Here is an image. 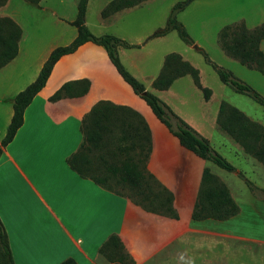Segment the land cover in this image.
Here are the masks:
<instances>
[{
    "label": "crops",
    "instance_id": "obj_1",
    "mask_svg": "<svg viewBox=\"0 0 264 264\" xmlns=\"http://www.w3.org/2000/svg\"><path fill=\"white\" fill-rule=\"evenodd\" d=\"M9 2L7 0L1 7H7ZM0 16L10 17L22 30L16 56L0 68L2 71L12 65L7 78L0 82L1 140L13 113V97L36 78L49 52L59 43L39 42L33 49V65H29L31 72L23 83L27 85L24 87L22 84L13 89L17 75L20 76L29 68L27 60L23 59L28 55V50L25 52L22 48L24 30L19 21L8 13H0ZM109 18L101 17L100 22ZM75 35L76 28L75 33H68L64 43L60 44H68ZM263 41L260 42V48L264 51ZM118 51L121 56L123 50L119 48ZM162 65L163 61L158 73ZM155 77L149 86L166 103L170 104V97H179L180 94L176 92L178 88H184L182 91L192 95L193 100L202 99L213 108L217 105L210 115L211 128L223 133L245 157L250 156L218 126L219 105L227 101L215 98L214 91L200 80L199 71L201 87L209 89L207 98L190 74L175 78L166 89L153 87ZM81 79L89 82L85 93L50 99L64 83ZM147 85L145 83L144 87L147 88ZM98 100L129 106L144 117L152 141L147 169L171 190L178 218L150 213L127 196L105 189L92 179L80 176L70 167L67 159L82 142V118ZM187 123L203 133L193 121ZM203 134L207 137L206 132ZM210 165L214 164L182 146L177 137L157 119L148 104L136 96L101 45L84 42L54 63L46 82L25 107L22 124L2 148L0 219L7 234L13 263L58 264L66 258H73L77 264H118V261H107L99 253L104 241L111 234H116L124 245L125 257L128 261L132 260L133 264H147L151 261L155 264L159 261L160 264H168L170 247L176 250L173 260L180 264L183 248L179 239L183 237L186 227L191 226L190 222L197 223L196 226L202 223L201 220L191 219V211L202 171L204 167L211 170ZM224 182L227 184V181ZM239 212L216 222L231 223L239 216Z\"/></svg>",
    "mask_w": 264,
    "mask_h": 264
},
{
    "label": "rangeland",
    "instance_id": "obj_2",
    "mask_svg": "<svg viewBox=\"0 0 264 264\" xmlns=\"http://www.w3.org/2000/svg\"><path fill=\"white\" fill-rule=\"evenodd\" d=\"M109 1L88 0L85 24L94 35L112 34L133 45L118 46L117 53L124 67L144 85L148 84L146 90L153 93L149 82L157 75L164 56L176 52L198 69L200 80L214 91L218 101L226 100L264 125V106L224 84L200 51L205 52L211 62L230 71L236 79L250 85L264 97V76L226 55L218 42L220 29L227 24L243 21L248 28H253L264 23V0H146L110 15L102 23L100 12ZM181 1H186L187 4L177 12L176 17L193 43L186 44L175 30L151 37L156 30L164 27L172 6ZM77 2L78 0H40L37 4H32L26 0H10L7 7L0 6V13L14 16L24 30L21 43L25 52L28 50L29 56L23 58L27 60L28 66L33 65V49L39 42L61 45L68 33H75V26L70 21L76 16ZM59 18L61 21H56ZM119 48L123 50L121 56ZM11 68L12 65H9L0 71V82L7 78ZM30 72L29 66L20 76L17 75L13 89L26 82ZM182 90L184 88L176 90L180 95L170 97V104L158 97L183 120L193 121L203 133L206 132L207 137L196 130L209 139L215 152L235 167L230 172L214 163L210 165L212 173L228 185L229 192L240 206V212L234 221L227 224L217 223L214 219L201 220L199 226L190 222L191 226L186 227L183 237L179 239L183 248V260L180 264H264V166L250 156L245 157L237 149V145L234 147L223 133L211 128L210 115L217 105L213 108L202 99L193 100L192 95H187ZM84 154L89 162L88 168L97 176L107 175L106 166L118 164L121 158L116 144L86 150ZM245 180H250L262 193L253 194ZM109 183L122 194L129 193L127 186L117 183L113 177H109ZM121 253L123 263H128L127 257ZM175 255L176 250L170 247L168 264H176L173 260ZM155 263L151 261L147 264ZM157 263L160 264V261Z\"/></svg>",
    "mask_w": 264,
    "mask_h": 264
},
{
    "label": "trees",
    "instance_id": "obj_3",
    "mask_svg": "<svg viewBox=\"0 0 264 264\" xmlns=\"http://www.w3.org/2000/svg\"><path fill=\"white\" fill-rule=\"evenodd\" d=\"M37 4L40 0H26ZM88 0H78L75 18L70 21L76 28L75 37L66 45L54 47L43 62L36 78L13 97V113L4 136L0 140V155L2 148L12 139L16 130L23 121V112L33 96L42 88L54 63L62 56L73 52L79 45L90 41L101 45L111 63L122 79L132 88L133 92L141 97L150 107L157 119L177 137L182 146L198 157L211 161L216 166L227 171H234L235 167L210 146L209 141L194 130L186 121L175 114L158 96L146 90L144 85L136 79L121 63L117 47H131L132 44L112 35H94L85 24V12ZM146 0H110L101 10L100 16L108 18L110 15L142 4ZM191 0H188L190 2ZM6 0H0L2 6ZM186 1L176 2L167 17L164 27L156 30L151 37L161 36L175 30L179 38L186 44H192L183 25L177 20L176 14L182 10ZM22 35L20 26L10 17L0 16V68L11 61L18 52V41ZM264 39V23L248 28L243 21H236L223 26L218 33V42L224 53L243 65L257 70L264 75V51L260 42ZM200 50V48H198ZM205 60L217 72L219 79L234 91L251 97L264 106V97L250 85L236 79L230 71L211 62L207 54L200 50ZM184 74H190L194 83L203 91L204 97L209 95V89L201 87L198 70L188 61L175 52L165 55L163 65L152 85L157 89H166L172 81ZM89 82L86 79L64 83L59 90L50 96L56 100L68 95H81L88 90ZM217 124L244 152L264 166V126L251 120L236 107L222 101L217 114ZM82 142L67 161L70 167L80 176L90 178L105 189H113L109 177L117 183L125 184L129 193L122 194L130 198L144 210L178 218L173 205V194L147 169V160L151 151V132L144 117L129 106L115 104L109 100L96 101L81 121ZM110 144H116L120 155L118 164L106 166L107 175L97 176L86 160L85 152L98 149ZM253 194L262 193V190L245 180ZM264 193V192H263ZM239 212V206L231 196L227 186L221 182L208 167H204L195 202L191 211L192 220H225ZM126 252L118 235L111 234L99 248L100 255L109 262L118 261L125 264ZM0 264H14L7 234L0 219ZM58 264H77L73 258H66ZM126 264H133L129 260Z\"/></svg>",
    "mask_w": 264,
    "mask_h": 264
}]
</instances>
